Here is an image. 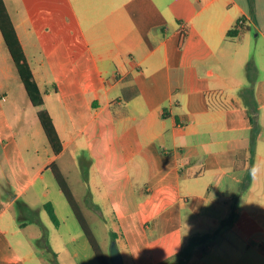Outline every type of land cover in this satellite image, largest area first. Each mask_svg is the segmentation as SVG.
Here are the masks:
<instances>
[{"label":"crops","instance_id":"crops-1","mask_svg":"<svg viewBox=\"0 0 264 264\" xmlns=\"http://www.w3.org/2000/svg\"><path fill=\"white\" fill-rule=\"evenodd\" d=\"M3 2L62 150L53 154L0 33V264H61L73 243L76 264H99L81 228L63 234L52 163L73 196L67 175L82 176L122 264L169 262L195 236L204 239L173 264H264V0ZM253 50L260 132L235 201ZM129 87L137 94L123 101ZM46 203L59 220L52 236ZM31 224L46 242L26 233Z\"/></svg>","mask_w":264,"mask_h":264},{"label":"trees","instance_id":"trees-1","mask_svg":"<svg viewBox=\"0 0 264 264\" xmlns=\"http://www.w3.org/2000/svg\"><path fill=\"white\" fill-rule=\"evenodd\" d=\"M0 33L3 37L4 44L11 57L14 68L19 76L20 82L23 86L25 94L30 104L37 108V118L44 132V135L51 147L54 155H57L62 150L61 140L56 131L52 118L48 111L43 108L44 100L42 92L35 81L31 68L25 58L21 44L17 38L15 28L11 22L9 14L3 0H0ZM248 85L240 90V96L243 98L245 106L248 108L250 113L251 129L249 135V143L247 146L248 157L246 159V170L243 176L242 182L239 186L238 194L235 199L243 194L250 185L252 178V168L255 156V143L260 132V125L258 120L259 106L254 99V82L256 69L252 65V62H248L246 65ZM137 94V89L134 87L125 88L121 92V98L123 101H128ZM50 169L53 173L55 181L65 197L73 215L81 228L83 235L89 243L97 261L99 264H109L106 257L104 256L96 238L94 237L89 225L87 224L66 180L60 173L55 163H52ZM44 208L55 226L59 225V220L54 212V209L50 203H46ZM46 233V232H45ZM42 236V240L46 242V235ZM204 239L203 236L192 237L187 245L183 248L181 255L186 256L193 246ZM114 240V239H112Z\"/></svg>","mask_w":264,"mask_h":264},{"label":"rangeland","instance_id":"rangeland-1","mask_svg":"<svg viewBox=\"0 0 264 264\" xmlns=\"http://www.w3.org/2000/svg\"><path fill=\"white\" fill-rule=\"evenodd\" d=\"M253 43H251V47H252ZM253 48V47H252ZM251 54L253 55V57H251L250 62H252V65L255 67L256 73H255V78H256V74L257 71H259V73H262V71L260 70V67H262V61H261V57H260V53L257 50H253L251 51ZM24 97V96H23ZM26 156L28 157V154H26ZM69 178V183L71 184V186H73V191H74V196L76 199V202L87 222V224L89 225L94 237L96 238L104 256L106 257L107 261L109 264H112L111 261V257H110V249H111V245L114 242V240H112L111 238V234L109 232V230L105 227L104 222L101 220V218L96 214V212L94 210H92L89 206V204L86 201L85 198V189L83 184L81 183L82 181V176H75L73 173H70L69 175H67ZM76 179H78V182L80 180V185L77 183ZM65 198V197H63ZM66 200V199H65ZM66 209L67 210V215L64 214V211L61 210L60 208L58 209V213L61 215H59V217L62 219V227H63V234L68 235V238L71 237V235L73 234V232L75 231H79L80 232V227L79 224L77 223L73 212L70 210V207L68 205V203H66ZM30 218L26 216V214H21V222L29 224ZM42 220L44 222V224L50 229L51 232V236L54 233H57L54 230V224L52 223V221L50 220L48 214H46V212L43 211L42 213ZM36 229L37 232H39V234L44 235L45 233V229L44 227H42L41 225L39 226L38 224H31L27 230L26 233H29L30 235L33 234V231ZM35 232V231H34ZM46 235V233H45ZM47 239V236H46ZM84 241H87L86 238H83ZM41 243L44 242V240H42L41 237ZM78 248L80 250V245L79 243H73L71 245L68 246L67 250L68 253L66 251V249L64 250V254H63V258H67L69 264H76L73 261V258L71 257V252L72 250ZM42 254H45V252H43ZM182 257L183 255H175L173 257V259H170L169 263L168 261H158V264H173L172 262L174 260L178 261L181 260L182 261ZM180 258V259H179ZM59 259V263L63 264L62 260ZM179 261L177 264H183V262Z\"/></svg>","mask_w":264,"mask_h":264},{"label":"water","instance_id":"water-1","mask_svg":"<svg viewBox=\"0 0 264 264\" xmlns=\"http://www.w3.org/2000/svg\"><path fill=\"white\" fill-rule=\"evenodd\" d=\"M110 257H111L112 264H122L121 256L115 245V242H113L111 245Z\"/></svg>","mask_w":264,"mask_h":264},{"label":"built area","instance_id":"built-area-1","mask_svg":"<svg viewBox=\"0 0 264 264\" xmlns=\"http://www.w3.org/2000/svg\"><path fill=\"white\" fill-rule=\"evenodd\" d=\"M243 24H244V20H243V19H239V20L237 21V26H238V27L242 26Z\"/></svg>","mask_w":264,"mask_h":264}]
</instances>
